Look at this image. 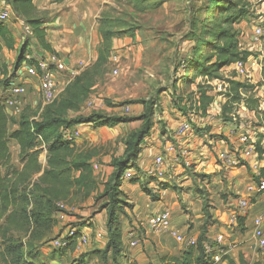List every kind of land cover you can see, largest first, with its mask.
<instances>
[{
	"label": "rangeland",
	"instance_id": "374dc122",
	"mask_svg": "<svg viewBox=\"0 0 264 264\" xmlns=\"http://www.w3.org/2000/svg\"><path fill=\"white\" fill-rule=\"evenodd\" d=\"M89 1H99L102 6L97 17L90 22L91 35L88 34V42L92 47L84 61L85 65L72 76L62 72L57 81V96L51 107L42 106L37 81H30L27 94L18 98L22 107H30L27 115L34 118L35 122L52 117L69 121L91 114L129 117L134 119L124 127L129 132L141 127L143 122L139 118L142 112L139 114L134 108L143 105L152 110V122L161 131L162 125L170 127L168 121L163 120V113L182 107L179 97L182 100L191 99L190 91L197 88L190 84L197 83L194 78L205 72L226 85L225 92L216 93L217 96L212 100L217 99L221 105L223 100L219 99H225L227 94L233 96L230 102L235 106L227 108L222 118L221 114L220 117L216 114L220 122L229 123L231 113L236 108V121L231 123L236 127L241 124L252 134L255 132L260 135V138L264 136V118L246 109L259 108L258 90L264 87V37L255 41L253 35L256 28L264 30V0ZM7 6L6 1L0 0V11ZM5 24L13 29L20 43L17 48L15 43L12 50L6 49V53L0 54L2 104L20 46L26 44L28 48L25 54L34 60L39 59L42 53L21 20L9 14ZM48 36L50 38L51 34ZM258 47H261V52L256 50ZM240 54L246 60L248 78L242 80L245 88L238 90L231 81H235L232 65ZM198 79H201L198 83L199 91L215 90L214 80L208 84L204 78ZM240 107L245 111L240 110ZM5 111L9 117H16L13 111ZM13 125V121L8 123L9 135ZM76 126L82 129L83 135L68 145V148L62 147L58 157H65L71 165L72 162L85 163L88 169L69 166V172L64 174L65 182L59 183L57 189L61 191L66 188L68 196L65 201L76 208L77 221L70 223L67 218L58 221L53 214L55 217L48 230L35 228L28 233L9 234L7 240H0V264L15 255L35 260L36 263H49L53 257L63 255L69 248L53 249L52 240L58 238L68 226L85 225L93 213L89 212V206L97 208L103 201L98 198V194L96 198L90 197V193H98L102 185L100 174H97L93 164L102 163H88V160L89 157L108 156L111 152L118 154L120 147L116 145L107 150L105 147L94 146L98 139H102V135L98 134L100 127L91 123ZM60 129L62 125L58 124L42 130L45 142L37 145L40 151L38 160L42 167L46 165L50 145L53 142L64 144L60 139ZM85 137L89 139L85 140ZM7 147L10 161L7 166H0V174L17 169L22 163L15 140L8 138ZM127 184L123 183L124 186ZM223 197L220 196L221 199ZM127 209L131 211V205ZM136 236L138 244L134 247L138 249L141 246V232L137 231ZM17 244L22 245L20 250L14 249ZM128 245L132 247L131 239H128ZM248 245L250 248L246 250V257L239 254L238 259L242 257L247 263L257 258L264 260V251L253 247L252 243ZM78 259H70L67 264H80Z\"/></svg>",
	"mask_w": 264,
	"mask_h": 264
},
{
	"label": "crops",
	"instance_id": "0c3cea01",
	"mask_svg": "<svg viewBox=\"0 0 264 264\" xmlns=\"http://www.w3.org/2000/svg\"><path fill=\"white\" fill-rule=\"evenodd\" d=\"M33 5L40 12L46 13L44 20L46 40L68 69L77 68L79 63L85 65L84 61L92 47L88 42V34L91 35L90 22L99 14L102 3L89 0H34ZM3 11L13 15L9 6L2 9L0 13ZM9 30L15 38V48H17L20 42L13 29L9 28ZM49 34H51L50 38ZM6 52L7 50L4 48L0 54ZM14 53L16 55V52ZM47 55L50 54L43 51L39 54V56ZM196 82L190 85L196 88L201 79H196ZM192 90L189 94L191 99L184 100L180 104L182 107L176 108L173 105L172 107L176 108L174 111L162 112L163 120H167L170 127L167 128L166 125L164 131L161 132L157 130L156 125L154 126L140 146L141 152L136 159L135 167L131 168L132 177L130 179L122 178L119 190L123 194L125 202L131 205V211L124 208L123 212L119 214L123 242V251L116 259L119 264H159L161 257L181 256L187 248L184 244L176 242L166 233L152 231L147 227L146 222L151 216L167 212L172 231L184 239L191 237L197 239L204 226L202 199L199 191L207 194L210 205L211 219L205 226L206 233L203 236V243L211 248L212 264H228L222 259L224 256L238 262V255L245 256L246 250L250 248L249 243H252L253 247L255 246L254 219L260 218L264 226V195H253L247 192V187L253 183L256 174L260 175L264 169V154L261 159H256L255 152L252 156L245 158L244 164L238 167L229 168L221 165L217 159L218 151H237L239 149L237 127L231 122L221 123V119L216 116L218 114L220 117L222 103L226 99H219L223 100L221 105L217 99L212 100L206 106L205 111L201 113L198 101L199 93L197 90ZM206 95L208 97L213 95L212 98L217 96L216 92L210 89H207ZM183 107L185 113L180 111V108ZM134 110L143 114L144 107L143 105L135 107ZM236 111L235 108L233 113L235 114ZM184 122L189 123L190 132L186 137L178 139L175 137V130L178 125ZM127 125L98 129V134L102 135V139H98L94 146L98 145L109 150L118 145L120 152L118 154L111 152L105 157H89L88 163H102L100 165L93 164V167L98 171L97 174H100L102 185L98 193H90L91 198L94 196L96 198L97 194L101 195L104 192V184L114 171L113 159L121 158L123 155L124 141L131 132L124 129ZM84 139L87 140L89 137ZM163 141L164 144H162ZM89 144L88 146H91ZM169 144H174L176 148L185 144L189 148L193 170L186 172L183 161L177 153L164 154V177L159 181L154 180L147 171L153 168L154 158L160 155L164 147ZM254 166H257V169H254ZM124 182L128 184L124 186ZM160 182L167 185V188H162ZM144 183L148 191L159 197L158 201L152 202L150 197L142 191L141 185ZM221 195L224 196L222 199ZM246 198H250L251 205L245 214H242L237 203ZM104 203L105 200L99 203L97 208L89 206L90 209L92 208L89 209V212L93 213L85 225L77 226L79 237L86 240L84 244H80L78 238L73 251L67 249L63 255L53 257L49 263H36L35 260L34 263L67 264L70 259L74 260L80 257L78 259L80 264H103L102 255L108 242V236L106 209H99V207ZM65 205L66 218L70 223L76 222L78 214L76 208L72 204L65 203ZM131 231H135L136 234L137 231L141 232V246L138 249L128 245L129 232ZM218 236L222 237V241L217 243L216 237ZM254 262L264 264V260L258 258L252 259L248 264ZM106 264H112L109 255H107Z\"/></svg>",
	"mask_w": 264,
	"mask_h": 264
},
{
	"label": "trees",
	"instance_id": "16d2710c",
	"mask_svg": "<svg viewBox=\"0 0 264 264\" xmlns=\"http://www.w3.org/2000/svg\"><path fill=\"white\" fill-rule=\"evenodd\" d=\"M7 2L11 9L12 14L16 19L21 20L28 32L33 35L35 45L43 52L50 55H56L55 51L51 48L50 44L46 41V28L44 27V20L46 18L45 12H39L33 5L34 0H4ZM111 36V35H108ZM16 41L7 25L0 22V52L5 48L12 50ZM27 45H21L19 53L14 63L13 74L10 77L9 84L15 77L17 71L22 67L25 61V50ZM224 50L222 49L221 52ZM241 61L246 62L242 54L236 57L234 63ZM233 62V61H231ZM34 63V60L31 61ZM233 63V64H234ZM230 64V63H229ZM204 78L206 81L217 80V77H210V74L202 72L199 76L194 78V81L198 78ZM235 84L238 90L245 88V84L242 82L231 81ZM194 83V82H192ZM191 83V84H192ZM7 85V87L9 86ZM197 84V92L199 93V110L201 113L205 111L206 106L212 102V97L206 95L205 91H199ZM6 90V88H5ZM5 92V91H4ZM225 102L222 105L221 118L226 114L227 108L233 104L230 99L233 98L231 94L224 96ZM180 104L184 101L180 98ZM52 102L51 104H53ZM51 104L47 105L51 107ZM179 104V103H178ZM248 107V106H247ZM248 112L254 111L256 115H261L264 118V112L259 108H246ZM30 110L29 106H25L20 114L16 117H9L5 111L2 103H0V166L4 167L9 164L10 153L7 147V140L11 138L15 140L19 148V158H22V163L17 169L11 171H5L0 174V240H7L11 233H28L37 230H48L52 224L53 214L58 211L57 203H66L68 192L66 188L64 190H58L59 183H64V174L69 172L70 167L74 169H84L85 163L72 162L73 165L67 163L65 157H58L62 147H67L72 144L62 138L61 132L65 130H72L79 124H93L97 127L112 128L120 124H129L134 119L129 117H103L97 114H91L87 117H78L69 121L62 120L58 117L49 118L46 121L39 123L35 122L34 118L27 115ZM42 111V110H41ZM39 111V112H41ZM180 111L184 112V107L180 108ZM231 113V112H229ZM235 116L234 113H231ZM153 112L144 106V112L140 115L139 120H142V125L138 130L131 131L124 141V151L121 158H115L112 161V167L114 168L113 174L110 179L104 184L105 190L98 197L105 200V203L99 207V209H106V230L108 236V242L106 244L104 253L102 255L103 264H106L107 255L112 264H119L116 259L120 257L123 251V242L121 229L119 224V214L123 212L124 208L130 207L125 202L124 196L119 190L121 187V181L123 175L127 169L135 167V162L138 155L141 152V144L143 140L149 135L150 131L154 128L152 122ZM13 121V130L11 134H8V123ZM233 122V120H229ZM62 125L60 129V139L64 142L63 145H57L55 142L49 147V156L45 167H42L38 160L40 154L37 149L38 143H44L45 139L42 137V130L45 127ZM161 132L164 131L165 126L162 125ZM264 136L260 138L257 134V142L255 144V150L258 154V159H261L264 154L262 141ZM69 164V165H68ZM191 169V170H190ZM187 172L193 170V165L187 169ZM260 176L264 178V169H262ZM156 180V179H154ZM204 180H206L204 178ZM258 178H254V182H257ZM162 188H167V185L163 183ZM142 191L150 197L152 202L158 201L159 197L146 189L145 183L141 185ZM199 195L202 199V214L204 217V226L202 227L199 236L196 239V245L193 247H187L185 251L179 257L165 256L159 259V264H212L210 255L205 254L203 236L206 233V224L211 219L209 213V200L207 194L199 191ZM74 235L69 238H65L67 245L65 248L73 251L76 247V240L79 238V231L77 227ZM20 250L21 244L15 245L14 249ZM60 250V249H59ZM227 261L228 264H248L242 257L238 259V262L233 261L227 256L222 258ZM3 264H36L34 260L22 259L20 255H15L7 260L3 261ZM253 264H261L260 262H254Z\"/></svg>",
	"mask_w": 264,
	"mask_h": 264
},
{
	"label": "built area",
	"instance_id": "2783aa9c",
	"mask_svg": "<svg viewBox=\"0 0 264 264\" xmlns=\"http://www.w3.org/2000/svg\"><path fill=\"white\" fill-rule=\"evenodd\" d=\"M9 20V13L7 11H3L0 13V22L6 23ZM254 40L258 41L259 39L264 37V30L261 28H256L254 31ZM258 52H261V47L256 49ZM34 59H31L28 55L25 56V61L23 62L22 67L15 74L14 79L6 88L5 93L6 96L3 99V106L6 110L13 111L15 116H18L20 112L23 110L18 101L19 97H23L29 91L28 83L30 81H37L38 86L40 88V96H41V104L42 106H47L51 104L56 96H57V81L58 77L62 74V72H67L70 76L76 73V70L83 66L82 63H79L77 68L68 69L66 64L57 56V55H47V56H39V59L34 60V63H31ZM232 71L235 74L233 80L237 82H243L242 80L248 78V68L246 62L238 61L232 65ZM241 79V81L239 80ZM208 84L209 81H207ZM214 88L216 93L225 92L226 85L224 82H220L219 80H214ZM258 94V104L259 110L264 112V87L260 88ZM240 110L245 109L243 107L239 108ZM237 113V111L235 112ZM232 120L235 122L236 117L231 115ZM239 131L238 134V143L239 149L237 151H223L220 150L217 152V159L220 164L233 168L238 167L244 164V159L252 156L255 150V144L257 142V133L253 132V134L247 131L240 124L237 126ZM190 132V125L187 122H184L177 126L175 130V137L178 139H182L187 136ZM62 138L68 142L74 143L81 136V128L78 126L73 128L72 130H65L61 132ZM264 145V142H262ZM264 149V148H263ZM169 153H177L179 157H181L184 169L191 167L190 161V150L189 148L183 144L179 148H176L174 144L166 145L163 149V152L156 156L153 160V168L147 172L149 175H152L154 179L157 181L162 180L164 177V154ZM255 158L258 159V154L256 153ZM254 169H257V166H254ZM131 169L125 171L123 178L130 179L132 177ZM258 178L257 182L252 183L247 187V192L253 195H264V178L259 174H256ZM251 205L250 198L243 199L237 203L238 209L242 214H245L249 206ZM56 207L58 211L56 212V218L58 221L65 220L66 218V205L64 203H57ZM146 225L152 231L156 233H166L172 238L175 239L176 242L184 244L186 247H193L196 245V238H188L184 239V237L177 235L174 231L170 229V221L169 214L167 212L160 213L158 215L151 216ZM253 239L255 246L258 250L264 251V226L262 225V221L260 218H256L253 221ZM76 229L72 226H68L67 229L56 239L52 240L51 247L53 249L59 250L67 245V241L65 238L72 237L75 233ZM135 231L129 232V239H131L132 247L138 244L137 236ZM222 237H216V242H221ZM80 244H84L86 242L85 238L79 237ZM205 254L210 255L211 248L209 246H204Z\"/></svg>",
	"mask_w": 264,
	"mask_h": 264
}]
</instances>
